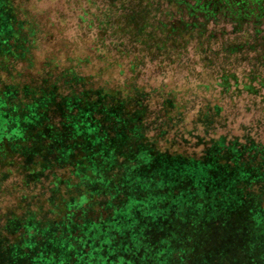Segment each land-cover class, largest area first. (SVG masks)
Listing matches in <instances>:
<instances>
[{"label":"trees","instance_id":"16d2710c","mask_svg":"<svg viewBox=\"0 0 264 264\" xmlns=\"http://www.w3.org/2000/svg\"><path fill=\"white\" fill-rule=\"evenodd\" d=\"M163 1L180 16L158 22L165 46L186 44L194 36L210 43L214 33H207V26L222 12L230 33H239L241 40L230 39L226 55L247 47L242 57L247 60L253 52L249 60L260 67L252 66L242 79L222 69L217 85L224 93L232 88L259 93L264 87V0H226L218 6ZM12 2L0 0V194L13 175L19 185L12 186L20 190L45 180L51 190L41 199L20 195L9 210L0 235V264H59L58 248L51 245L60 240L69 248L65 264H264V143L226 141L223 135L219 145L211 139L197 155L157 148L151 142L155 136H148L150 111L144 103L151 91L131 82L95 85L96 75L60 66L59 55L74 60L71 50L51 51L41 61L38 79L19 81L14 65L37 66L34 50L41 29L21 18ZM176 105L171 95L164 99L166 121L181 117V109L171 111ZM249 148L258 150L262 162L260 156L245 155ZM208 149L218 165L206 163L195 175L184 176L182 168L161 156L197 161ZM61 168L68 171L65 180L55 174ZM210 177L218 182L212 184ZM256 182L259 190L249 192ZM250 198L252 205L246 204ZM197 205L205 211L193 210ZM27 238L32 248L24 245ZM84 242L97 262L71 257L72 248Z\"/></svg>","mask_w":264,"mask_h":264},{"label":"rangeland","instance_id":"374dc122","mask_svg":"<svg viewBox=\"0 0 264 264\" xmlns=\"http://www.w3.org/2000/svg\"><path fill=\"white\" fill-rule=\"evenodd\" d=\"M184 1L192 5L197 1L200 4L210 1V5L216 3L218 6L225 4L226 0ZM150 2L152 5L146 4ZM12 4L21 18L31 19L41 29V40L34 50L37 66L35 64V68H29L24 61L14 65L19 73L16 76L17 79L20 77L19 81H28L31 77L38 79L41 75L37 73L42 74L41 61L50 56L51 51L61 53L71 50L74 60L64 61L59 55L60 66H71L83 75H96L95 85L122 87L131 82V85L134 83L151 91L144 103L150 111L147 119L151 123L148 136H155L151 142H155L157 148L166 146L172 151L197 155L205 146L204 143L209 144L211 139L212 144L219 145L216 142L223 135L226 141L237 138L235 141L243 142L245 138H250L264 143V87L257 94L236 92L234 88L224 93L217 85L222 69L234 71L242 79L244 72H248L252 66L260 67L249 60L253 52L249 53L247 60L242 57L247 47L242 48L239 55H226V43L234 37L238 38L233 39L237 42L241 40L239 33H230L231 27L224 22L222 12L217 14L216 21L210 20L207 26V33H214L210 43L208 39L200 37L206 40L201 43L199 37L194 36L186 44L172 46L169 43L165 46L160 42L162 34L156 28L158 22L176 21L180 16L176 7L169 6L163 0H13ZM183 14L186 17V12ZM248 16L254 18L256 13H248ZM168 95L178 104L171 111L181 109V117L177 120L170 118L166 121L161 114L164 99ZM216 105H219V109ZM163 131V134L159 133ZM248 150L245 153L247 157L260 156L258 160L262 162L257 149ZM208 155L211 156L209 149L196 161L193 157L161 154L164 159L176 164L177 169L182 168L180 173L184 176L201 172L207 166L206 163L218 165V159L211 160ZM55 174L63 176L65 180L68 171L61 168ZM48 175L53 176L52 172ZM13 176L3 184L0 194V235L4 234L9 210L14 209L20 195L29 200L50 195V184L46 180L31 183L20 190L12 186L15 182L19 185V176L16 179ZM71 178L76 180L74 176ZM210 181L216 184L218 179L210 177ZM258 186L259 183H254L249 192L255 193L259 190ZM247 203L252 205L253 198L247 199ZM192 209L205 211L201 205ZM42 215H45V211ZM187 215L188 212L183 217ZM29 228L25 225L27 231ZM29 242L27 238L24 245L32 248L33 244ZM51 246L58 248L56 254H59V264H65L69 259L66 241L60 240ZM88 247L87 242L77 245L76 249L72 248L71 257L79 258V263L84 257L94 261L96 257H90L86 252ZM117 264L123 263L119 261ZM126 264L131 263L128 260Z\"/></svg>","mask_w":264,"mask_h":264}]
</instances>
